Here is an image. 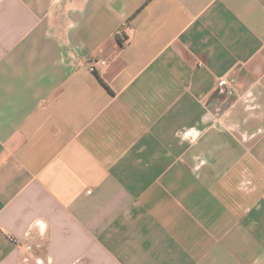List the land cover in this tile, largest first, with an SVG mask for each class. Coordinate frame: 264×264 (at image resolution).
Masks as SVG:
<instances>
[{
    "label": "crops",
    "instance_id": "crops-1",
    "mask_svg": "<svg viewBox=\"0 0 264 264\" xmlns=\"http://www.w3.org/2000/svg\"><path fill=\"white\" fill-rule=\"evenodd\" d=\"M37 259L264 264V0H0V264Z\"/></svg>",
    "mask_w": 264,
    "mask_h": 264
},
{
    "label": "built area",
    "instance_id": "built-area-1",
    "mask_svg": "<svg viewBox=\"0 0 264 264\" xmlns=\"http://www.w3.org/2000/svg\"><path fill=\"white\" fill-rule=\"evenodd\" d=\"M118 36H122L121 32H118ZM103 66V67H107V63L104 60L101 61H92L90 63V71L92 73H95L97 71V65ZM229 86V80L227 76L221 77L218 79L217 83H216V87L220 90H224L225 88H227ZM187 134V133H185ZM12 240V239H11ZM37 264H41V261L39 259L36 260Z\"/></svg>",
    "mask_w": 264,
    "mask_h": 264
}]
</instances>
